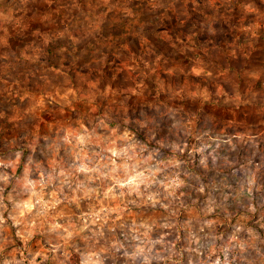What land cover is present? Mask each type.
Returning <instances> with one entry per match:
<instances>
[{"label": "rangeland", "instance_id": "1", "mask_svg": "<svg viewBox=\"0 0 264 264\" xmlns=\"http://www.w3.org/2000/svg\"><path fill=\"white\" fill-rule=\"evenodd\" d=\"M102 8L0 0V174L8 176L0 189L9 211L8 197L26 203L32 197L21 190L41 173L103 164L110 147L128 146L125 130L137 150L162 142L157 158L166 160L174 143L196 144L182 135L195 126L206 142L220 138L217 159L205 169L186 152L180 169L157 170L158 180L180 172L184 184L171 195L141 185L72 199L65 187L69 199L56 193L61 202L47 217L35 208L21 217L39 226L28 241L42 254L38 264H143L125 255L137 245L152 248L148 264H223L225 255L229 264H264V0H109ZM4 215L0 240L14 244L0 264L13 247L24 251Z\"/></svg>", "mask_w": 264, "mask_h": 264}, {"label": "clouds", "instance_id": "2", "mask_svg": "<svg viewBox=\"0 0 264 264\" xmlns=\"http://www.w3.org/2000/svg\"><path fill=\"white\" fill-rule=\"evenodd\" d=\"M108 2L109 0H97V9L103 11L102 6H107ZM246 9L252 11L247 5ZM199 74L200 73L198 72L196 73V75ZM68 95L69 93L65 92L64 97L62 98L65 102H67ZM71 95L75 98V93H71ZM21 99L23 100L25 97H21ZM45 99H49V97L45 96L41 97L39 100L35 99L34 107H42L43 100ZM144 127L145 125H142L141 129ZM138 134H143V132H139ZM182 135L196 141V144L189 147L187 139H185L183 143H174L171 149V156L165 160L157 158L161 149L166 147L162 142L157 141L156 143L159 147H154L152 150H149L144 146H139V150H137L136 147H133V145L136 144V141L132 138V135L125 130L124 135L121 136L120 139L121 141H124L125 137L127 138V147L119 150L115 147H110L108 151L111 155L105 158L103 164L98 163V166L92 168H88L83 162H81L74 168L70 169L67 174L56 170H53L47 175L41 173L39 181H30L25 185L24 189L21 190L24 193L30 194L35 202L33 203V199L30 198L26 203L21 205L17 204L12 196H9L8 199L13 204L11 211H9V208L5 205L4 196L2 194L3 190L0 189V233L8 231L5 227L7 221L4 213L9 212L10 219L18 228L16 236L20 237L24 243V251H20L19 247H13L12 253L9 254L10 258H4L2 264H26V262L27 264H38L36 257H39L42 254L40 252L32 253L28 246V241L32 237L33 229L38 228L39 226L35 225V222L25 223L21 220V217L25 215V212L31 213L34 208L37 209L38 217H47L48 209L54 208L57 203L61 202L60 196H63L65 200L69 199V195H65V187L68 188L72 199L78 198L76 196L77 193L107 196L109 194L115 195L116 192L119 191V194L123 196V190L125 188L138 190L141 185H143L145 189L153 188L154 185H158L160 188H165L171 195L175 189L180 188L184 184L180 172L175 171L170 173L165 179L158 180L156 178L157 170L161 172L166 168L180 169L187 162L181 158L185 156L186 152L187 156L191 157L193 162L196 161L198 155L199 164L205 169L208 167L209 157H211L212 162L215 163L217 157L213 153H215L216 149L212 147V143H216V148H218L219 143H217V141H219V137H209L212 142H206L204 137L208 135V133L202 132L195 126L191 125L183 126ZM151 139L155 140V136L151 137ZM227 142L231 143V140L229 139ZM207 149H211V151L205 155ZM117 159H119V163H117ZM101 169H103V171H101ZM82 172L89 173V175L85 177V180L77 178L78 174ZM91 173H95L96 175H91ZM130 177H132V179H129ZM7 180L8 176L6 174H0V181L6 182ZM85 181L91 182V184H96L97 181H100V183L96 187H89L88 183ZM133 185H135V187H133ZM37 188L39 189L38 191ZM97 189H99V191ZM45 190H47V192ZM156 192L159 193V191ZM56 193H59L60 196H55ZM17 195L20 196V193ZM46 195L52 198L46 200ZM151 199H153L152 196H149V200ZM211 210V208L208 209V211ZM249 210L252 212L256 211V209L251 206ZM21 225H23V227H21ZM52 228L58 229L59 225L53 224ZM58 235L60 234L58 233ZM71 235V233H68V236L61 235L60 238L66 241ZM134 239L138 238L134 237ZM196 242L199 243V241ZM49 243H51V240H49ZM141 243L143 244L145 242L142 241ZM156 243H159V241ZM8 244H14V241H10L7 237L0 240V256L5 253ZM61 247L62 246L59 244H54L51 251L55 253L60 251ZM120 247L122 248L123 245H120ZM146 251L151 253L152 248L147 247L146 249L145 247L137 245L134 251H126L125 255L132 259L142 256L143 264H148V256L145 254ZM224 251L226 252L227 248H225ZM16 252L20 253V259H17L15 255ZM25 252H27L28 255H25ZM61 255H63L62 252ZM44 258L46 259L47 257L45 256ZM55 258L56 257H54V259ZM189 264H192V262L189 261ZM213 264H222V262L217 258ZM223 264H229L226 255Z\"/></svg>", "mask_w": 264, "mask_h": 264}]
</instances>
